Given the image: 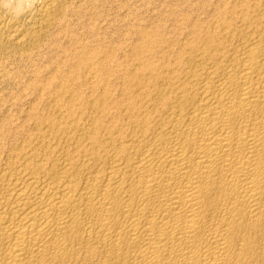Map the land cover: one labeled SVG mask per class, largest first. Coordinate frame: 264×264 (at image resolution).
Returning <instances> with one entry per match:
<instances>
[{
  "label": "bare ground",
  "instance_id": "1",
  "mask_svg": "<svg viewBox=\"0 0 264 264\" xmlns=\"http://www.w3.org/2000/svg\"><path fill=\"white\" fill-rule=\"evenodd\" d=\"M233 1L186 60L125 74L109 122L101 96L60 158L5 173L0 264H264V0Z\"/></svg>",
  "mask_w": 264,
  "mask_h": 264
},
{
  "label": "rangeland",
  "instance_id": "2",
  "mask_svg": "<svg viewBox=\"0 0 264 264\" xmlns=\"http://www.w3.org/2000/svg\"><path fill=\"white\" fill-rule=\"evenodd\" d=\"M233 5V0H0V183L19 176L18 167L32 152L52 151V158H60L61 149L75 143L77 127L93 120V103L101 96L111 111L104 114L109 122L124 98L125 74L145 59L158 66L178 54L186 60L188 44L214 31Z\"/></svg>",
  "mask_w": 264,
  "mask_h": 264
}]
</instances>
